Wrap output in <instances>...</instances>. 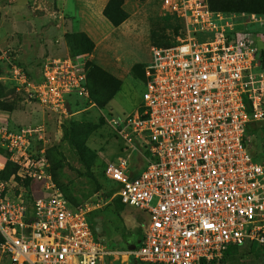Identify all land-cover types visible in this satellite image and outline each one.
<instances>
[{
	"label": "built area",
	"instance_id": "obj_1",
	"mask_svg": "<svg viewBox=\"0 0 264 264\" xmlns=\"http://www.w3.org/2000/svg\"><path fill=\"white\" fill-rule=\"evenodd\" d=\"M158 13L173 24L149 46L141 103L112 122L123 145L101 169L112 184L108 198L146 215L129 254L148 264H208L229 246L250 245L264 255V162L251 156L246 136L249 122L264 120L260 50L234 28L238 13L211 10L209 0H158ZM8 54L0 47L14 90L58 125L12 128L0 110V259L113 264L91 215L106 200L72 204L46 156L62 137L70 98H87L84 60L48 55L29 80ZM134 152L143 160L139 171ZM5 163L12 166L7 176Z\"/></svg>",
	"mask_w": 264,
	"mask_h": 264
},
{
	"label": "rangeland",
	"instance_id": "obj_2",
	"mask_svg": "<svg viewBox=\"0 0 264 264\" xmlns=\"http://www.w3.org/2000/svg\"><path fill=\"white\" fill-rule=\"evenodd\" d=\"M1 3L0 34L3 33L4 40L0 45L9 53V61L20 67L27 79L38 78L43 59L48 55L73 52L84 60L85 73L86 70L88 73L87 98H70L69 117L62 120L66 125L69 123L70 131L65 128L67 134L64 135L61 126L62 137L50 148L51 158L60 161V167L55 169V180L66 196L77 203L99 197L106 200L91 213L93 218H99L97 236L111 250L113 264H131L129 253L136 248L138 229L146 215L133 206L108 198L112 184L103 178L101 169L121 152L123 145L112 122L131 114L141 103L144 80L138 60L146 57L150 45L168 37L173 20L155 10L154 0H0ZM59 11L65 19L64 28L55 25ZM107 12L117 17L128 14V17L114 29ZM234 13H238L233 19L236 21L234 28L253 39L264 64V12ZM48 23L52 26L46 35L50 46L40 38L41 27ZM11 25L23 32L22 36L18 34L16 42L8 40ZM60 32L64 47L59 46L60 42L55 43ZM89 48H92L90 52ZM97 66L107 72L106 67L111 66L121 82L103 104L100 100L103 93L110 92L112 83L97 70ZM132 67L135 72L131 71ZM0 68L5 76L0 86V110L6 114L9 126L14 128L43 121L49 131L57 129V116L42 112L26 100L25 94L14 90L8 62L0 63ZM91 88L94 89L92 94ZM246 136L251 156L264 162V120L249 122ZM131 163L138 164L136 171L143 166V160L137 158L135 152ZM0 264H3L1 259ZM213 264H264V257H256L246 247H241L232 256Z\"/></svg>",
	"mask_w": 264,
	"mask_h": 264
},
{
	"label": "trees",
	"instance_id": "obj_3",
	"mask_svg": "<svg viewBox=\"0 0 264 264\" xmlns=\"http://www.w3.org/2000/svg\"><path fill=\"white\" fill-rule=\"evenodd\" d=\"M209 8L211 10H214V11H223V12L263 13L264 12V1L263 0H209ZM106 14H107V16H109V17L112 18L111 19L112 20L111 23H112L113 26L118 25L120 22H122L128 16V14H122V15H120V16L117 17L116 15H113V16L112 15H108V12ZM64 37L67 38V34H64ZM90 49H92V48H89V52H90ZM70 54H76V53H73L72 52ZM261 64H262V67L264 68V66H263L264 64L262 62V59H261ZM96 68H97L98 71H101L103 75H105V78H106V80L108 82H111L112 83L111 84L110 92L103 93V96H102V98L100 100V103L103 104V103H106L112 97V95L114 94V92L117 90V88L120 85V80L117 79L112 74H110L107 71H105L104 69H102L101 67L97 66ZM131 71L132 72H135V67H132V70ZM85 76H86V87H87V91H88V79H87L88 78V73H87V70H86ZM2 85H3V83H0V86H2ZM90 91H91V94H92V92L94 91V89L91 88ZM66 124L65 123H62L61 124L64 135L67 134V131L65 129L66 128ZM69 127H70V125H69ZM50 148L46 151V156H47L48 161H49L50 171L52 173L53 179L55 180L56 179L55 178V169L57 167H60V161H57V160H54V159L51 158V156H50ZM11 170H12V166L10 165V163H5V169L3 171V175L4 176H7L8 173ZM55 182H56V180H55ZM56 184L58 185L57 182H56ZM58 186H59V188L61 187L60 185H58ZM60 190L66 196V194L63 191V189L60 188ZM67 199L72 204H77L76 201H74V200H72V199H70L68 197H67ZM138 233H139V241H140V239L142 238V228H139L138 229ZM0 241H1V237H0ZM139 241H138V243H139ZM138 243H137V245H138ZM137 245H136V247H137ZM241 247H246V250L247 251H251L256 257H264L263 254L259 253L255 249H253V247L250 246V245H244V246H240V247L233 245V246L227 247L226 250H224V253L221 256V258H219L217 261H211L208 264H213L215 262L222 261L225 257L232 256ZM131 261H132L131 264H148V263L138 262V261H135L133 259Z\"/></svg>",
	"mask_w": 264,
	"mask_h": 264
},
{
	"label": "crops",
	"instance_id": "obj_4",
	"mask_svg": "<svg viewBox=\"0 0 264 264\" xmlns=\"http://www.w3.org/2000/svg\"><path fill=\"white\" fill-rule=\"evenodd\" d=\"M154 4L156 5L155 6V10L158 12V2L156 1V0H154ZM1 7H3V4L1 3V5H0V8ZM54 11H56V10H54ZM60 13H62V12H60L59 11V17H58V19L56 20L57 21V23L55 24L56 26H59V27H61V28H64V21H65V19L63 18V16H60ZM128 17V16H127ZM126 17V18H127ZM47 18H49V17H47ZM125 18V19H126ZM121 23V22H120ZM120 23L118 24V25H116V26H113V28L114 29H116V28H119V25H120ZM50 27L52 28V26L51 25H49V23L46 25V26H44V27H41V29H42V33H40V38L42 39L41 41H43L44 42V44H46V45H48V46H50L49 44H51V43H49L48 41H47V38H46V35H47V32L50 30ZM11 29H9V37H8V40L9 41H17V39H18V34H20V36H22V34H23V32L22 31H19L20 29H19V27H17L16 28V26L14 27V25H11V27H10ZM33 25H30V30L32 29L33 30ZM29 30V28L27 29V31ZM62 34L63 33H61L60 32V35H59V37L57 38V39H55V43H58V42H60V43H58L59 44V46L61 45V47L63 46V44H65V42H64V38L62 37ZM3 33L2 34H0V44H1V41H3L4 39H3ZM7 37H5V39H6ZM61 40V41H60ZM62 43V44H61ZM41 45H42V43H41ZM96 45V44H95ZM95 45L93 46V49H94V47H95ZM0 47H2L1 45H0ZM64 47V46H63ZM65 47H66V45H65ZM148 59H149V52H148V54L146 55V57H144V58H142L141 60H138L139 62V64H141L142 65V68H143V65L148 61ZM107 69H108V72H110V74H112L113 76H117V73H116V71L111 67V66H108V67H106ZM118 77V76H117ZM121 83V82H120Z\"/></svg>",
	"mask_w": 264,
	"mask_h": 264
},
{
	"label": "water",
	"instance_id": "obj_5",
	"mask_svg": "<svg viewBox=\"0 0 264 264\" xmlns=\"http://www.w3.org/2000/svg\"><path fill=\"white\" fill-rule=\"evenodd\" d=\"M98 217H94L93 218V221L95 222V225H94V230L97 232V231H99L100 230V225H99V223H98Z\"/></svg>",
	"mask_w": 264,
	"mask_h": 264
}]
</instances>
